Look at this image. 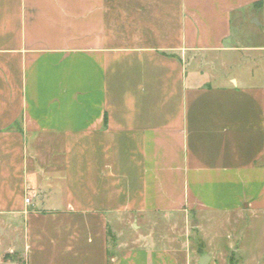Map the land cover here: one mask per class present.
Wrapping results in <instances>:
<instances>
[{
    "label": "crops",
    "instance_id": "crops-1",
    "mask_svg": "<svg viewBox=\"0 0 264 264\" xmlns=\"http://www.w3.org/2000/svg\"><path fill=\"white\" fill-rule=\"evenodd\" d=\"M240 52L264 55V0H0V264H181L132 220L182 215L204 246L205 216L264 213V74Z\"/></svg>",
    "mask_w": 264,
    "mask_h": 264
},
{
    "label": "rangeland",
    "instance_id": "rangeland-1",
    "mask_svg": "<svg viewBox=\"0 0 264 264\" xmlns=\"http://www.w3.org/2000/svg\"><path fill=\"white\" fill-rule=\"evenodd\" d=\"M239 34V30L235 29L234 36L228 43L240 47L256 44V40L239 36ZM231 61L233 65H235L234 67L237 73L245 72V69L251 65L249 62H251L252 66L256 68L254 73L259 74V68H261L264 74V55L261 56L256 55V53L240 52L237 53L236 57L231 59ZM261 165L264 166V160L261 162ZM215 220H217V218L212 215L205 216L203 222L206 227V234H208L210 238H206L204 246H198V235L195 225L194 227L189 226L190 228H186L183 223L184 218L182 215H174L169 220L172 224L171 228L165 225V221L167 220L159 215H146L135 218L132 221L141 224L144 233H148V231L151 230L149 228H153L156 238L164 235L170 236L172 242L168 243L166 241L165 244L180 255L181 264H186L187 260L194 264L196 257L203 252L210 251V253L214 255V253H217L220 250L219 248L223 244H227V242L232 243V251L235 253L234 257H231L229 260L230 264H234V261L239 264L241 258L245 264L264 263V213H257L254 215L245 214L242 218L241 216L230 217L225 220V224L222 227L217 229L218 233L214 234L212 227ZM197 221L198 219L196 217L190 218L189 224L191 222L196 223ZM200 222H202V220ZM214 235L217 236L213 238ZM187 237L189 241L187 243L188 245L183 246ZM216 238H218L217 241ZM177 239H181V242H176ZM157 246H163V244L157 243Z\"/></svg>",
    "mask_w": 264,
    "mask_h": 264
},
{
    "label": "water",
    "instance_id": "water-1",
    "mask_svg": "<svg viewBox=\"0 0 264 264\" xmlns=\"http://www.w3.org/2000/svg\"><path fill=\"white\" fill-rule=\"evenodd\" d=\"M207 260H208V257H202L200 264H204L205 262H207Z\"/></svg>",
    "mask_w": 264,
    "mask_h": 264
},
{
    "label": "built area",
    "instance_id": "built-area-1",
    "mask_svg": "<svg viewBox=\"0 0 264 264\" xmlns=\"http://www.w3.org/2000/svg\"><path fill=\"white\" fill-rule=\"evenodd\" d=\"M30 202L29 198H25V203L28 204Z\"/></svg>",
    "mask_w": 264,
    "mask_h": 264
}]
</instances>
